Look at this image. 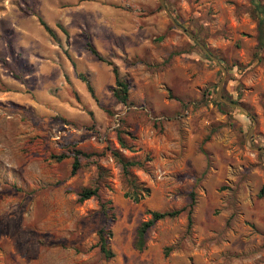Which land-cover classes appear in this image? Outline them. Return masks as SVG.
<instances>
[{
  "label": "rangeland",
  "instance_id": "rangeland-1",
  "mask_svg": "<svg viewBox=\"0 0 264 264\" xmlns=\"http://www.w3.org/2000/svg\"><path fill=\"white\" fill-rule=\"evenodd\" d=\"M88 41L117 65L129 104ZM223 76L234 104L219 97ZM71 148L89 154L74 174L72 156H51ZM112 150L150 157L132 169L144 199L125 195ZM263 185L264 44L249 0H0V264H264ZM182 207L134 247L147 210Z\"/></svg>",
  "mask_w": 264,
  "mask_h": 264
},
{
  "label": "trees",
  "instance_id": "trees-1",
  "mask_svg": "<svg viewBox=\"0 0 264 264\" xmlns=\"http://www.w3.org/2000/svg\"><path fill=\"white\" fill-rule=\"evenodd\" d=\"M251 5V10L254 15V17L257 20V29H258V47L259 49L264 44V3L262 0H249ZM42 26L45 28V30L49 33H53V30L48 26V24L43 20L39 19ZM62 28V27H61ZM65 31V30H64ZM65 33H67L65 31ZM86 48L95 55L99 60L105 61L108 65L112 68V73L114 76V86L111 87V92L113 96L121 103L127 105L129 104V85L128 82L120 76L119 69L117 65L111 61V60H105L102 55L99 53V51L94 47V45L88 41L86 43ZM179 52H170L168 57L163 61L162 65L166 64L169 60V58ZM257 57V60H259V53H256L255 55ZM81 79L85 82L88 91L94 96L93 87L89 81L84 75H81ZM226 97V96H225ZM232 101V99H229ZM130 137L133 140L135 139V136L130 133L127 130L123 129H117V140L118 143L122 148L130 149L132 150L134 148V144H128L126 141V137ZM112 154L114 158L120 163L123 177L127 183L128 189L125 192V195L130 197L133 201L138 202L142 199H144L146 196L149 195L150 189L146 184L142 181H140L133 173V168H145L147 166V162L150 160V157L147 156L144 159H136V158H126L120 151L118 150H112ZM52 158H55L56 161H61L62 159L72 156L73 157V163H72V169L71 172L74 174L77 172V170L81 167V157L83 156H89L88 153H85L81 151L80 149L71 148L69 151L65 153L60 154H54L51 155ZM264 192V185L262 186L260 190V194ZM98 193V187L97 186H91V187H85L83 188L79 195V199L81 201L88 199L92 196H96ZM193 194H191L192 197ZM192 203V202H191ZM111 204L110 201H105L101 204V208L104 210L105 213L108 212V210H112V206L108 205ZM192 205V204H191ZM185 211V208H178L173 210H147L146 213L149 215V217L145 220H143L138 227L136 228V236L134 240V247L138 250H144L146 245V233L147 231L159 220H162L164 218H171L178 216L181 212ZM192 209L191 207L187 211V225L188 228H190L192 224ZM110 216L113 217V213H110ZM98 235V247L101 253L105 258H111L114 253L110 247L109 239L112 236V232L109 229H106L104 227L100 228L97 231ZM168 251L166 252V254ZM165 264V263H163Z\"/></svg>",
  "mask_w": 264,
  "mask_h": 264
},
{
  "label": "water",
  "instance_id": "water-1",
  "mask_svg": "<svg viewBox=\"0 0 264 264\" xmlns=\"http://www.w3.org/2000/svg\"><path fill=\"white\" fill-rule=\"evenodd\" d=\"M173 23H174V25H175V27H177V28H179V29H181L182 31H185V32H187L193 39H195L194 38V36H193V34L191 33V32H189L186 28H184V27H182L180 24H178L176 21H174L173 20ZM200 46L202 47V49L204 50V52L209 56V57H211L220 67H221V69L223 70V72L225 73V69H224V67H223V65L220 63V61H219V59H217V58H215L202 44H200ZM223 80H224V76L222 77V79H221V83L219 84V89H218V93H219V97H220V99H222L223 101H225L226 103H228V104H234L233 102H231V101H229V100H227L226 98H224L221 94H220V88H221V85H222V82H223Z\"/></svg>",
  "mask_w": 264,
  "mask_h": 264
}]
</instances>
